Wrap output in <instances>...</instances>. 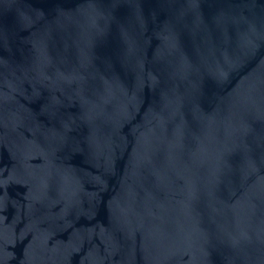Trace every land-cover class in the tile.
Returning a JSON list of instances; mask_svg holds the SVG:
<instances>
[{
	"label": "water",
	"instance_id": "95a60500",
	"mask_svg": "<svg viewBox=\"0 0 264 264\" xmlns=\"http://www.w3.org/2000/svg\"><path fill=\"white\" fill-rule=\"evenodd\" d=\"M0 264H264V0H0Z\"/></svg>",
	"mask_w": 264,
	"mask_h": 264
}]
</instances>
